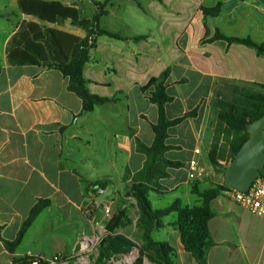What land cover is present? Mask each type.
Here are the masks:
<instances>
[{
  "label": "crops",
  "instance_id": "obj_1",
  "mask_svg": "<svg viewBox=\"0 0 264 264\" xmlns=\"http://www.w3.org/2000/svg\"><path fill=\"white\" fill-rule=\"evenodd\" d=\"M4 1L9 2L0 5V12L12 7L10 0ZM12 1L20 20L0 42V264H27L28 258L56 255L84 256L86 244L80 252L76 247L85 239H95L100 225L106 226L105 206L112 209V217L125 213L113 234L140 248L143 230L131 189L147 160L141 148L153 144V125L159 118L158 107L148 99L154 88L144 92L142 87L170 69L167 86L174 100L166 105L168 119L197 110L195 117L168 130L166 145L170 149L164 157L180 166L167 168L169 176L158 180L157 191L149 192L151 205L155 210L176 200L184 206L200 205L190 164L196 161L198 170L203 160V136L218 82L264 84V54L245 45L211 43L209 39L219 30L226 37L264 44V0H198L196 11L203 16V29H185L184 36L190 34L188 43L168 46L171 64L156 74H151V69H157L160 62L159 43L150 36L138 39L142 37L138 29H106L123 39L101 36L84 76L92 94L111 101L87 113L60 71L8 62L11 37L23 22L38 21L21 13L19 0ZM47 1L75 6L80 16L83 13L81 0ZM114 7L111 0L109 13L102 20L111 16ZM215 8H219L216 16L206 14ZM66 26L53 27L80 38L86 36L69 22ZM98 182L106 183L105 193L97 197L94 211L89 212ZM43 200H49L50 205L21 243L13 251L8 249L6 242L17 238L33 207ZM228 200L220 197L213 203L215 216L209 227L215 244L208 264H264V220ZM177 218L176 213L165 217L163 227L154 230L152 237L174 248V264H198L182 244ZM147 262L152 264L147 260L144 264Z\"/></svg>",
  "mask_w": 264,
  "mask_h": 264
},
{
  "label": "trees",
  "instance_id": "obj_2",
  "mask_svg": "<svg viewBox=\"0 0 264 264\" xmlns=\"http://www.w3.org/2000/svg\"><path fill=\"white\" fill-rule=\"evenodd\" d=\"M110 1L97 3L96 15L92 19H86L80 16L77 7L67 6L61 2L19 0L21 13L38 21L23 22L20 29L11 37L7 46L8 62L11 65H37L60 71L69 79L68 89L82 100L83 113L92 112L97 106L109 103L110 98L100 97L89 91L84 68L92 61L91 51L97 48L101 36L123 39L119 34L101 27L102 18L109 13ZM218 12L219 8H215L210 12L206 11V14L216 16ZM67 22L84 30L86 36L80 38L53 27H64ZM145 38L138 37V39ZM218 41L245 45L256 49L259 54H264V44H257L250 38L226 37L217 30L209 42ZM170 72V69L165 70L159 76L152 77L148 84L142 87L144 92L154 88L150 91L148 99L158 107L159 118L158 123L153 125L155 135L153 144L141 148L147 160L144 169L135 176L131 189L140 213L139 225L143 230L140 258L135 264H144L145 259L152 264H174V248L167 242H156L152 237L154 230L162 228L164 218L172 213L178 216L176 225L179 227L185 249L198 264H208L209 251L215 244L209 227L210 221L215 216L213 203L223 197L224 192L228 190L224 183L203 192H200L198 186H194V193L201 198V204L197 206H184L181 200H176L167 208L155 210L149 199V192L157 191L159 188L158 180L169 176L167 168L180 166L164 157L165 152L170 149L166 145L169 128L197 115V110H194L183 117L168 119L166 105L174 100L167 86ZM254 84L262 90L235 85L231 100H226L221 94H217L213 101L212 107L217 111V122L214 140L208 153V160L213 167L220 166L221 161L230 163L249 138L247 125L264 116V84ZM221 142H224L225 146ZM96 186L105 188L106 183L98 182ZM49 205V200H43L33 207L17 238L13 242H6L8 249L13 251L21 243L36 218ZM122 222L121 220L119 225ZM133 245L122 235L107 234L100 244L97 261L93 264H107L113 255L120 254ZM33 259L28 258L25 262L30 264Z\"/></svg>",
  "mask_w": 264,
  "mask_h": 264
},
{
  "label": "rangeland",
  "instance_id": "obj_3",
  "mask_svg": "<svg viewBox=\"0 0 264 264\" xmlns=\"http://www.w3.org/2000/svg\"><path fill=\"white\" fill-rule=\"evenodd\" d=\"M60 1L67 2V0ZM74 1L78 2V0ZM81 1L84 7L81 16L84 18H92L97 12L96 4L104 0ZM8 2L9 1L5 2L4 0H0V5ZM114 2L115 7L111 16L102 20L101 27L105 29H138L140 35L146 37L145 40L147 36H150L151 41L153 40L159 43L161 52L159 56L160 62L157 69H151V74H156L166 65L170 66L172 57L169 55L168 46L170 47L176 42H183V45L188 43L190 34L184 36L185 29H203V16L199 15L196 11L197 4L199 3L198 0H169L167 2H159L158 0H114ZM12 3L13 1L10 0L12 7L8 12H0V42L3 36L6 35L5 33L14 29L20 20L16 11H14L15 9H13L14 4L12 5ZM64 27L68 28L67 26ZM74 29L79 28L74 27ZM176 51H178V49ZM235 85L262 90L254 83L233 81L218 82L214 91L212 103L217 94H221L226 100H231L234 96L233 86ZM216 122L217 111L211 107L209 119L206 122V132L203 136V160L198 163L199 169L196 172L193 183V187L198 186L199 190H207L223 184V170L229 164H227L226 161H221L220 166L213 167L208 160V153L214 140ZM221 144L225 146L224 142H221ZM100 244L101 243H95L87 254L84 255V257L90 260V264L96 263L100 253ZM75 261L76 258L71 259L70 263L75 264Z\"/></svg>",
  "mask_w": 264,
  "mask_h": 264
},
{
  "label": "built area",
  "instance_id": "obj_4",
  "mask_svg": "<svg viewBox=\"0 0 264 264\" xmlns=\"http://www.w3.org/2000/svg\"><path fill=\"white\" fill-rule=\"evenodd\" d=\"M199 154L200 150H196ZM197 172V162L192 161L190 164V177L194 179ZM105 193V188L96 186L92 193V199L88 206V211H94L96 206L95 200L98 196ZM225 198L232 201L234 204L244 209L254 217L264 220V166L260 171L258 178L254 181L247 192L228 189L224 192ZM105 218L109 221L112 218V209L109 206L103 207ZM108 233L105 230V225H100L99 232L95 239H85L83 243L86 244L87 252L93 247L95 243H101ZM140 258V248L135 244L120 254L113 255L107 264H135ZM71 258L62 255H56L50 259L43 257L34 258L30 264H70ZM146 262V259L145 261ZM75 264H90L87 257H77Z\"/></svg>",
  "mask_w": 264,
  "mask_h": 264
},
{
  "label": "water",
  "instance_id": "obj_5",
  "mask_svg": "<svg viewBox=\"0 0 264 264\" xmlns=\"http://www.w3.org/2000/svg\"><path fill=\"white\" fill-rule=\"evenodd\" d=\"M249 138L241 146L224 171V185L231 190L247 192L264 166V116L247 125ZM130 195V193H129ZM125 213L120 211L105 226L108 234L115 233ZM84 240L76 247L80 252Z\"/></svg>",
  "mask_w": 264,
  "mask_h": 264
}]
</instances>
